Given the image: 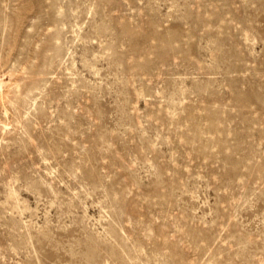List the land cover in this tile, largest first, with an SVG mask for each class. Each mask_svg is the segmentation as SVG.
<instances>
[{
  "label": "rangeland",
  "instance_id": "1",
  "mask_svg": "<svg viewBox=\"0 0 264 264\" xmlns=\"http://www.w3.org/2000/svg\"><path fill=\"white\" fill-rule=\"evenodd\" d=\"M0 264H264V0H0Z\"/></svg>",
  "mask_w": 264,
  "mask_h": 264
}]
</instances>
